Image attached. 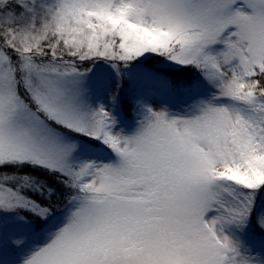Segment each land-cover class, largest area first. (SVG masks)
Segmentation results:
<instances>
[{"label": "snow or ice", "instance_id": "1", "mask_svg": "<svg viewBox=\"0 0 264 264\" xmlns=\"http://www.w3.org/2000/svg\"><path fill=\"white\" fill-rule=\"evenodd\" d=\"M0 264H264V0H0Z\"/></svg>", "mask_w": 264, "mask_h": 264}]
</instances>
